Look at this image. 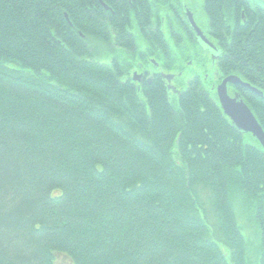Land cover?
<instances>
[{
	"label": "trees",
	"instance_id": "16d2710c",
	"mask_svg": "<svg viewBox=\"0 0 264 264\" xmlns=\"http://www.w3.org/2000/svg\"><path fill=\"white\" fill-rule=\"evenodd\" d=\"M162 3L0 0V264H264V152L214 87L264 131V3Z\"/></svg>",
	"mask_w": 264,
	"mask_h": 264
},
{
	"label": "water",
	"instance_id": "95a60500",
	"mask_svg": "<svg viewBox=\"0 0 264 264\" xmlns=\"http://www.w3.org/2000/svg\"><path fill=\"white\" fill-rule=\"evenodd\" d=\"M262 3H264V0H259ZM187 15V21L189 23V26L192 27L193 31L195 32V37L199 40V42L207 47L210 51H215V47H213L207 40L206 37L203 36L202 32L199 30V28L195 25L193 17L190 12H186ZM214 58V56H213ZM162 78L170 83V80L173 78V76L170 75H161ZM136 77V75L134 76ZM138 79V78H134ZM136 81V80H135ZM227 85H233V86H239L244 89H248L255 95H259L261 97V93L254 88L250 87L247 83L241 81L240 78H237L236 76H228L225 77V79L221 82V84L216 88L217 90V101H219V106L221 108V111H223L225 117H227L234 128L242 132L244 134H251L255 140L259 143L261 146L263 152H264V131L262 130L261 126L258 124V122L255 120L251 110L248 109V107L244 104L242 100H240V97L238 94H236L234 97H230L227 94L226 86ZM169 90H172V92L178 94L176 90L172 86H168Z\"/></svg>",
	"mask_w": 264,
	"mask_h": 264
},
{
	"label": "flooded vegetation",
	"instance_id": "af4514ba",
	"mask_svg": "<svg viewBox=\"0 0 264 264\" xmlns=\"http://www.w3.org/2000/svg\"><path fill=\"white\" fill-rule=\"evenodd\" d=\"M160 1L161 0H153V5L154 6H156L155 7V11L157 10V11H161L162 9H166L165 8V6H164V3H162V4H160ZM98 4H99V6L101 7V8H103V12L106 14V13H108V12H110V14H111V16H113L114 15V12L112 11V9L111 8H109L107 5H104L101 1H98ZM182 5V13H183V20H185V22L187 23V26H189V23H188V21H187V15H186V12H190V10L188 9V6L183 2V4H181ZM171 6L172 5H169L168 4V8L170 7L171 8ZM191 13V15H192V17H193V20H194V22H195V18H194V15H193V13L192 12H190ZM158 17H159V19L156 21V24H157V27H155V28H158V29H160V31L161 32H164V33H167L168 31H172V29L174 28V27H172V23H171V21H169V19H170V17H169V15H168V13L166 14V15H163V16H159L158 15ZM195 24H196V22H195ZM196 26H197V24H196ZM189 29H190V31H191V33H192V35H193V37H194V40L195 41H197L198 39H197V37H195V32L193 31V29H192V27L191 26H189ZM201 30V29H200ZM107 32H108V34L109 35H111L112 34V30L111 29H107ZM203 33V32H202ZM204 34V33H203ZM205 36V35H204ZM207 38V37H206ZM192 39V41H193V38H191ZM210 42V41H209ZM168 43H169V41H168ZM213 44V43H212ZM216 48V47H215ZM216 53H217V50L215 51ZM216 53L215 54H211L210 55V58H211V60H213L214 58H215V60H217V59H219V57L216 55ZM212 56H214V58L212 57ZM187 65H190V63H188ZM134 74H137V75H140V77L138 78L139 79V82H141V80L143 79V77L145 76V74H147V72H145V71H140V72H137V73H133V75ZM160 75H170V74H164V73H161L160 72ZM173 75V78H172V83H171V86L173 87V88H176V90H179L178 88H179V86H177L176 84H175V76H181L180 74H178V75H175V74H172ZM224 80V79H223ZM222 80V81H223ZM165 81V80H164ZM222 81H220L218 84L217 83H215L214 84V87H215V90H216V88L221 84V82ZM167 82V81H166ZM246 84V83H245ZM248 84V83H247ZM236 87H238L237 85L236 86H233V85H227L226 86V90H227V94L230 96V97H234L236 94H238L239 96H240V93H239V90L236 88ZM167 88H168V84H167ZM244 89V88H243ZM246 90H248V89H246ZM170 92H172L171 90H170ZM177 92H179V91H177ZM173 93V92H172ZM252 93V92H251ZM175 95H178V94H176V93H174ZM180 94V93H179ZM216 98H217V90H216ZM241 98V97H240ZM242 100V99H241ZM219 102V101H218Z\"/></svg>",
	"mask_w": 264,
	"mask_h": 264
},
{
	"label": "rangeland",
	"instance_id": "374dc122",
	"mask_svg": "<svg viewBox=\"0 0 264 264\" xmlns=\"http://www.w3.org/2000/svg\"><path fill=\"white\" fill-rule=\"evenodd\" d=\"M192 4H194L195 6H199V0H189ZM190 5V4H188ZM191 12V10H190ZM201 14V13H200ZM195 16V15H194ZM202 19H203V16H202ZM197 23L200 25L201 23L197 20ZM201 51H203L201 49ZM200 62L201 64L205 62L206 58H210V55H208V57H206V52H203L201 57H200ZM211 60V58H210ZM184 72H183V75H182V84L186 83L189 81V79L194 76V75H197V74H200L201 73V69H199L198 66L194 64H191L190 65H187V67H185L184 69ZM247 229H243V233L245 235V237H247ZM248 238V237H247ZM226 259H227V262L229 263V260H228V256L226 255ZM56 264H70V262L68 261V259H65L63 256H59L57 257L56 256ZM230 264V263H229Z\"/></svg>",
	"mask_w": 264,
	"mask_h": 264
},
{
	"label": "bare ground",
	"instance_id": "6f19581e",
	"mask_svg": "<svg viewBox=\"0 0 264 264\" xmlns=\"http://www.w3.org/2000/svg\"><path fill=\"white\" fill-rule=\"evenodd\" d=\"M135 75H136V77H134ZM139 77H140V75L134 74L133 77H132V81L135 82V83H138V82H139V79H135V80H136V81H135L134 78H139ZM171 80H172V79H171ZM171 80H170V83L167 82V84H168L169 86H171V82H172ZM248 85H249V84H248ZM249 86H250V85H249ZM250 87H251V86H250ZM254 89H255V88H254ZM255 90H256V89H255ZM250 92H251V91H250ZM259 92H260V91H259ZM260 93H261V92H260ZM253 94H254V93H253ZM256 96H257V95H256ZM258 96H259V95H258ZM239 97H240V96H239ZM261 97H263L262 93H261ZM240 100H241V98H240ZM242 101H243V100H242ZM243 102H244V101H243ZM244 104H245V103H244ZM245 105H246V104H245ZM247 107H248V106H247ZM248 109H249V108H248ZM228 120H229V119H228ZM229 122H230V120H229ZM231 124H232V123H231Z\"/></svg>",
	"mask_w": 264,
	"mask_h": 264
}]
</instances>
